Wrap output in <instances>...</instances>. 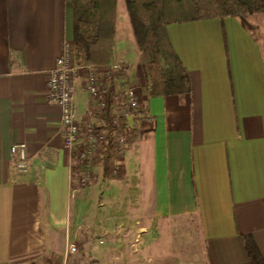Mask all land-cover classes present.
I'll return each instance as SVG.
<instances>
[{"label":"crops","instance_id":"obj_1","mask_svg":"<svg viewBox=\"0 0 264 264\" xmlns=\"http://www.w3.org/2000/svg\"><path fill=\"white\" fill-rule=\"evenodd\" d=\"M128 21L116 0L110 59L75 65L74 101L78 121L99 126L85 76L115 65L110 89L133 86L143 114L110 171L93 157L81 187L46 96L72 41L70 0H0V264H57L69 243L71 264H254L246 237L264 258V54L252 27L239 17L167 25L190 90L149 96ZM18 143L24 174L10 154Z\"/></svg>","mask_w":264,"mask_h":264},{"label":"trees","instance_id":"obj_2","mask_svg":"<svg viewBox=\"0 0 264 264\" xmlns=\"http://www.w3.org/2000/svg\"><path fill=\"white\" fill-rule=\"evenodd\" d=\"M149 96L184 95L190 76L172 49L166 26L206 19L239 17L252 27L255 41L264 54V0H124ZM73 13L71 47L74 65L107 64L113 44L116 0H70ZM107 106L97 129L105 138L93 163L107 173L115 148ZM246 254L254 264H264L250 237L244 239Z\"/></svg>","mask_w":264,"mask_h":264},{"label":"built area","instance_id":"obj_3","mask_svg":"<svg viewBox=\"0 0 264 264\" xmlns=\"http://www.w3.org/2000/svg\"><path fill=\"white\" fill-rule=\"evenodd\" d=\"M115 65L109 66L104 72L90 70L86 73L84 90L90 102L96 107L95 119L98 120L103 110L108 106L112 112L110 124L115 129L113 146L117 153L125 148L131 120L142 117L143 107L137 90L126 84L119 92L110 89V80ZM73 54L70 43H64L62 54L56 58L54 67L47 72L46 96L49 101L58 106L59 121L63 130V148L70 154V165L74 168L71 178L79 186L85 187L91 180V162L103 142L105 136L97 129L96 123L89 119L78 121L74 101L75 83ZM146 121L151 118L146 116ZM24 143L10 147L13 167L16 173L27 172L28 159ZM77 252L76 246L67 244L61 262L57 264H71L69 257Z\"/></svg>","mask_w":264,"mask_h":264},{"label":"rangeland","instance_id":"obj_4","mask_svg":"<svg viewBox=\"0 0 264 264\" xmlns=\"http://www.w3.org/2000/svg\"><path fill=\"white\" fill-rule=\"evenodd\" d=\"M117 14H118V16H120V18L124 17L128 21V16H127V12L125 9L124 0H117ZM128 23H129V21H128ZM129 33L130 34L132 33L130 27H129ZM132 42H133V37H132ZM71 50H72V47H71ZM72 54H73V52H72ZM73 65H74V59H73ZM96 249H99V247L96 246Z\"/></svg>","mask_w":264,"mask_h":264}]
</instances>
